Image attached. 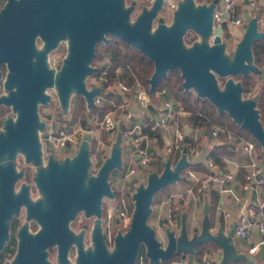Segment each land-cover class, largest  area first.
Here are the masks:
<instances>
[{
    "label": "water",
    "instance_id": "1",
    "mask_svg": "<svg viewBox=\"0 0 264 264\" xmlns=\"http://www.w3.org/2000/svg\"><path fill=\"white\" fill-rule=\"evenodd\" d=\"M162 1L153 0L150 6H143L132 22L129 17L134 2L125 6L124 0H7L3 6L1 33H9L12 29L19 32L36 24L42 34V18L49 14L52 28L46 48L51 49L59 37L68 35L66 55L56 70L45 61L34 66L24 62L20 57L26 55L22 54H17L15 61L9 42L3 49L5 57L9 58L8 78L17 80L16 94L7 97L17 114L14 121L5 120V132L0 134V158L7 159L5 165L0 166V251L9 237L8 221L18 213L21 204H26L27 218H33L40 227L31 233L26 224L21 226L16 252L5 264H53L47 258V249L52 246L57 249V264H70L67 249L73 241L77 244L75 264H136L141 247L148 264H161L174 254L184 257L194 253L204 243L214 244L221 252L220 261L212 259L211 264L238 261L257 264L245 252L236 249L233 242L235 222L225 231L222 222L210 218L207 204L203 207L200 226L192 231L187 226L185 213L181 214L178 224L170 223L171 226L163 228L161 239L147 223L154 195L183 178L181 172L190 164L185 150L174 163L171 157L164 159L161 170L148 172L144 182L131 180L135 185L131 219L125 231L116 232L111 250L101 231L102 200L114 195L109 180L111 171L122 169V130L94 173L89 160L90 124L73 155L57 160L49 154L45 166L41 165L39 131L43 130L45 120L39 118L37 109L39 104L50 101L44 88L55 87L63 112H67L72 95L82 96L86 107L92 109L95 106L93 98L102 88L100 85L88 88L85 78L97 70L91 64L96 44L107 42L108 35L136 47L152 61L153 71L147 78L149 92L156 91L158 82L169 70L177 69L182 78L181 87L208 100L218 113L225 112L254 138L264 156V124L256 107L261 89L251 97H244L241 82L234 79L238 75L251 74L264 79V66L259 68L252 62L253 42L264 39V31L256 28V18L244 14V31L235 49L227 55L222 39L223 26L217 24L213 28L212 23L217 0L207 3L180 0L170 24L162 17L155 22ZM189 30L200 40L186 46L184 37ZM220 78L225 79L222 87ZM50 117L47 114L46 118ZM17 151L25 155L26 161L38 166L34 182L41 198L34 202L27 196V186L17 194L13 191V182L21 176L14 171L11 161ZM79 212L93 216V247L87 250L83 249L81 235L74 236L69 227Z\"/></svg>",
    "mask_w": 264,
    "mask_h": 264
},
{
    "label": "crops",
    "instance_id": "2",
    "mask_svg": "<svg viewBox=\"0 0 264 264\" xmlns=\"http://www.w3.org/2000/svg\"><path fill=\"white\" fill-rule=\"evenodd\" d=\"M232 28L237 30L240 34L243 33L241 27L233 26L231 24H228L226 27L227 30H231ZM92 81L93 78H91L89 84ZM147 98L150 105L146 109H142L136 101L134 93L131 92L124 95H117V99H110V102H112L114 106V109L112 110L117 109L121 114L120 116H115V124L111 130H103L99 129L97 126H93V145H96L97 142H101L104 154L107 156L109 154L111 144L116 140L120 130H126L129 128L132 129L142 120H147V118L151 116L159 117V115L163 113V106L161 105L162 102L165 100L171 101L172 113L168 116L167 123L165 126L155 129L154 131H156V133L152 136L150 133L153 131L148 132V136L144 140V143L147 145L150 152L155 154L158 152L161 153L163 146L176 140L178 134H181L183 142L188 144L190 143L194 147L192 152H188L186 154L188 161L190 164L193 162H199L201 168L191 170L189 164L187 168L191 170V172H186L185 170H187V168L185 167L181 172L183 174V178L167 185L159 194L157 201L153 203L152 224H155L159 229L160 235L163 234L164 227L167 225L171 226L170 223L176 222L178 224L182 213L186 214V221H188L187 226L190 231L198 228L203 216L204 205L207 204L209 208L211 192H216V194H218V201L216 203L212 219L216 222H222L224 224L225 231L231 227L233 222H235V226L241 212H247L249 209L258 211L259 202L264 200V182H259V179L264 181V160L258 153L257 146H255V154L252 158H249L242 149V144L245 140H254L246 136L243 131H233L230 129L228 130L233 135L232 140H226L225 134L224 138L222 137L219 139L218 135L212 136L210 133L215 127L206 131L203 128L192 126L186 119L188 113L184 111L181 106L173 105L174 101L164 95V92L162 91H156L152 94H148ZM154 98H158L159 102L152 105L150 101ZM51 117L55 118L52 115ZM97 119L99 118L96 116H89V120H92L93 123ZM222 143H228L231 145L230 149H228L229 154L223 156V161L225 163L224 171H229L234 174V180L223 186L217 183H212L210 190L206 194H202L200 196L185 195L184 191L188 187L196 184V178H200L208 172L206 161L209 158V154L213 146L221 145ZM121 146L122 170L126 171L131 167L136 168V180L138 182H144L148 172L154 168H159L161 159L158 158V156L152 160L148 167H142L139 165L138 156L133 148L130 147L124 140H121ZM181 155L182 153L180 152L172 154V162H176ZM201 155L203 156L202 160L200 159ZM251 161L254 162V169L257 170V173L253 174L249 179H246L248 172L253 170L252 166L249 165ZM216 167L220 169L218 165ZM239 170L244 172L243 179H238ZM123 171L116 169L112 170L109 176L110 182L121 184L127 191L134 190L133 184L131 183L133 178L129 180H122L121 174ZM243 183H247L248 187L244 188ZM221 187L226 189L220 191ZM228 188H231V190ZM183 198L186 199L187 204H182ZM175 205H178L179 209L175 210L174 215L171 216V209L173 210ZM233 237H235V239L233 238L234 245L239 252H245L247 256L257 264H264V245H259L256 253L251 254L249 251V248L261 239V234L256 226L251 228L247 238H240L235 234V232ZM212 252H214L212 254V259L219 262L221 259L220 250L215 248ZM206 254H208V252L205 253V255ZM197 260L198 259L195 258L194 253H191L184 257L180 256L178 259L170 258L161 264H196Z\"/></svg>",
    "mask_w": 264,
    "mask_h": 264
},
{
    "label": "built area",
    "instance_id": "3",
    "mask_svg": "<svg viewBox=\"0 0 264 264\" xmlns=\"http://www.w3.org/2000/svg\"><path fill=\"white\" fill-rule=\"evenodd\" d=\"M180 0H163L161 10L167 8L171 11L172 15L174 10L177 7V4ZM211 0H204L203 2H209ZM153 0H144V3L147 6ZM197 3V2H196ZM160 10V11H161ZM248 13L250 17L256 18V28L258 31H264V0H217L213 7L212 12V23L213 28L217 24H222L223 27H227L228 24L233 26L241 27L244 31V23L246 22L244 14ZM58 61L52 57L48 61V65L57 69ZM117 72H121V68L116 69ZM93 81L89 84H86L88 88L101 86L102 92L96 94L93 98L95 106H101L108 99L103 91V86L106 83L105 72H99L96 76H93ZM258 83H261L260 79L257 77ZM106 92H110L112 95H124L128 93H134L135 99L142 109H146L150 104L148 103V91L140 84L138 80H135L131 86L125 84L122 80L118 79L114 83L104 86ZM255 85L251 88L245 97H251L255 92ZM74 98V97H73ZM152 105H155L159 102L158 98L152 99L150 101ZM163 107V113L159 117L151 116L147 120H142L138 125H135L132 129L122 130L121 137L122 140L126 141L130 147L136 152L138 156L139 165L142 167H148L152 160L158 156H161L159 163V168H154L152 170L160 171L163 166V160L165 158L171 157L175 152L182 153L185 150L186 154L193 151L192 144L184 143L181 134H178L176 140L166 144L162 148L161 153H152L148 150L147 145L144 143V140L148 136V132H152L159 127L165 126L167 123V118L170 116L172 103L169 100H165L161 104ZM73 109L76 106V101L73 99L72 102ZM72 109V110H73ZM118 110H110L106 112L101 118L97 119L94 123L91 120L90 125V170L94 173L99 167L100 163L105 158L103 145L101 142H97L96 145H93V126H97L99 129L111 130L115 124V116L120 112ZM70 113L68 112V120L62 122L57 121L55 118L51 117L45 121V126L43 130L39 131V139L41 142V147L43 149L52 148L57 153L68 154L69 156L73 155L78 145L82 139L83 134L85 133V128H83L79 121H71ZM90 121V120H89ZM223 132L225 134L226 140H232V133L228 129H223L220 127H215L211 130L212 136H217L218 133ZM94 146V148H93ZM256 143L252 140H245L242 144V149L244 153L252 158L255 154ZM65 148H68L67 151H64ZM102 158V159H101ZM252 166L253 170L248 172L246 179H249L253 174L257 173V170L254 169L255 164L253 161L249 164ZM206 166L208 172L205 173L200 178H196V184L188 187L184 194L187 196H200L206 194L212 183L220 184L221 186L227 185L229 182L234 180V174L229 171H224L218 169L216 164L208 158L206 161ZM187 168V167H186ZM186 172H191L187 168ZM122 180H129L131 178H137V169L131 167L126 171H123L121 174ZM259 182H264L262 179H259ZM110 182L111 189L114 191L112 197H104L102 200V215H101V231L103 233V238L106 245H112L114 236L117 231H125L129 225L131 219V213L133 209V198L132 191H127L121 184H116ZM243 187L247 188L248 184L243 183ZM226 188L221 187V190ZM231 190V188H228ZM182 204H187L185 198L182 199ZM179 206L175 205L173 210H178ZM264 200L259 202L258 211L249 209L247 212L243 211L239 215L237 222L234 226L235 234L240 238H247L251 228L256 226L258 231L261 234V239L253 244L249 251L251 254L256 253L259 245H264ZM83 212H79L75 220L80 222L83 219ZM214 252H208L204 254L200 259L196 261V264H211L212 254ZM137 264H145L144 257L139 256L137 259Z\"/></svg>",
    "mask_w": 264,
    "mask_h": 264
},
{
    "label": "trees",
    "instance_id": "4",
    "mask_svg": "<svg viewBox=\"0 0 264 264\" xmlns=\"http://www.w3.org/2000/svg\"><path fill=\"white\" fill-rule=\"evenodd\" d=\"M204 0H195L197 3H202ZM223 35H228L226 27H223ZM107 42H98L96 44V51L93 58V66H97V61L101 58H106L108 61L103 64L98 65V73L100 71L105 72L106 83L104 86L114 83L116 80L120 79L125 84L131 86L135 80L140 81L145 89L149 92V85L147 83V78L151 75L153 71L152 61L143 54L136 47L126 43L125 41L108 35ZM187 42H193V38H187ZM252 62L259 68L264 66V39L256 40L253 42L252 47ZM104 65V68L102 66ZM121 68V72H117V68ZM256 75L261 83L259 84V89H261L260 95L256 101V107L259 112L260 120L264 124V79H261L259 75ZM237 80L241 82L243 86L242 95L245 97L246 93L255 85V81L251 75L243 77L241 75L236 76ZM225 79L220 78L219 81L223 83ZM182 78L177 69H172L167 72V76L161 79L157 86L156 91L164 92L168 98H171L174 102L173 105L181 106V108L188 114L186 119L194 127L203 128L209 131L213 127H220L223 129H230L233 131H243L249 138H254L238 124L234 123L233 120L225 113H218L214 105H212L208 100L203 98H198L195 92L190 90L185 91L181 87ZM103 86V91L105 96L108 98L105 103L101 106H94L92 109L86 107V103L82 96H76L74 100L76 101V106L74 107L72 114L70 116L71 121H79L83 128H86L89 123V116L93 115L101 118L106 112L114 109L110 99H117L116 95H112L110 92H106ZM156 131L150 133L152 136ZM219 139L224 138V133H218ZM254 142H256L254 140ZM230 146L228 143H222L221 145H214L209 158L219 166L221 170L225 169V163L223 161V156L229 154ZM258 148V153L263 157L261 153V148L256 142ZM157 162V161H156ZM191 170H196L201 168L199 162H193L190 164ZM184 170V169H183ZM182 170V171H183ZM244 172L239 170L238 179H243ZM183 175V174H182ZM163 191V190H162ZM157 192L153 197V203L158 199L159 194L162 192ZM218 201V194L216 192H211V201L209 205V216L212 219L214 214V209ZM174 215V210L171 209V216ZM216 246L212 243H204L199 245L195 252V258L200 259L205 253L210 252L215 249ZM7 252H11L12 248L9 246L5 247ZM143 256L145 264L147 263V258L144 254V249L141 247L138 253V257ZM180 254H174L171 258L178 259ZM137 264V263H136ZM227 264H242L241 261L238 262H228Z\"/></svg>",
    "mask_w": 264,
    "mask_h": 264
},
{
    "label": "flooded vegetation",
    "instance_id": "5",
    "mask_svg": "<svg viewBox=\"0 0 264 264\" xmlns=\"http://www.w3.org/2000/svg\"><path fill=\"white\" fill-rule=\"evenodd\" d=\"M6 1L7 0H0V14H1L2 8L5 5ZM130 1L134 2L133 11L136 8L137 9L139 8V11H140L143 6H147L144 3V0H130ZM47 13H49V11ZM31 21L33 23L36 22L35 19H32ZM42 24H43L42 34L40 32L39 26L36 24H32L26 28H23V30L19 32L13 29L9 33L0 32V134L5 132V120L10 119L11 121H14L16 118V114H17L16 109L13 106V103L7 100L8 96H11L12 94H16V91H17V80L12 77L8 78L9 58L5 57L3 53V49L6 47L7 43L9 42L13 49L12 52L15 55V61H17V54L26 55V57L24 58L20 57V60L31 63V65L33 66L36 63H41V61H45L48 64L49 57H50L49 54L53 50L60 49V48L65 49L68 45V35L65 34L63 37H59L56 40L55 45L52 46L51 49H47L46 45L48 44L50 40V36L48 33H49V30L52 28L51 18L49 17V14H45V16L42 18ZM2 29H3L2 26H0V31ZM53 57L56 59V61H58V63H60L62 60L61 57H57V56H53ZM92 63H93V57H92ZM44 89H46V87ZM46 120L47 118L45 119V121ZM64 151H66V148L64 149ZM49 154H51L52 156L55 155V152L52 148L49 147V148L43 149L41 147V165L42 166H45L47 157ZM18 155H21V157L23 158L22 165H25V167H22V168L18 167L16 163ZM64 155L67 156L68 154L65 153ZM6 160H7L6 157L0 158V166H4L6 163ZM11 161L13 163L14 171L21 173V176L17 177L16 180L13 182L12 186H13L14 193L17 194L23 186H27V196L29 197V200L34 202L36 199L41 198V193L38 190L34 182V174L31 178L29 174L27 173L28 171H27L26 166L27 165L33 166L34 164L30 161H26L25 155L18 151L14 154ZM30 179H31V183L34 184V189L36 190L38 194V198H33L32 196V193H31L32 187H31V184L29 183ZM21 213L23 214L22 217L24 218L25 222L19 224V226L16 228V231H15L16 244H17L18 230L21 228L23 224L27 225V231L31 233H35L40 228L38 223L33 218H27L26 204H21L19 206L18 213L12 215V217L8 221L9 237L11 235V226L13 225V219L20 216ZM29 221H31V223L37 226L36 229H34L33 231H31L30 229L31 227L29 225ZM71 222L69 223V227L71 231L73 232L74 236H77L79 234L81 235L80 240L83 245V249L87 250L88 248H92L93 247V239H92L93 216L87 217L83 215V219H81L80 222H77V225L75 228L71 227ZM52 248H54L55 252H57L56 246H52ZM15 252H16V248L15 250H13V253ZM67 252L68 254L69 252H75V253L77 252L76 241L71 242L69 248L67 249Z\"/></svg>",
    "mask_w": 264,
    "mask_h": 264
},
{
    "label": "rangeland",
    "instance_id": "6",
    "mask_svg": "<svg viewBox=\"0 0 264 264\" xmlns=\"http://www.w3.org/2000/svg\"><path fill=\"white\" fill-rule=\"evenodd\" d=\"M130 2H131L130 0H124V5L125 6L126 5H129ZM138 13H139V8L138 9L136 8L133 11V13H131V15L129 17V20L132 22L134 20L135 16ZM159 17H162L163 20H164V22L166 24H170L171 21H172V13L167 8H164L163 10H161L157 14V17L155 19V22H157V19ZM227 31H228V35H223V33H222V39H223V42H224V51H225V53L227 55H229L235 49L236 44L240 40L242 34L238 33V31L237 30H234L233 28L231 30H227ZM187 38H193V41H199L200 40V37L196 33L192 32L191 30L187 31V33H186V35L184 37V43H185V45L186 46H189L192 42H187V40H188ZM67 48H68V45H67V47L65 49L64 48H60V49L53 50L49 54L50 55L49 60L53 56H57V57L63 58L66 55ZM107 61L108 60L106 58H101L100 60L97 61V66H95V67H97V70L85 78L86 84H88L90 82V80H91V78L93 76H96V74H99L97 72L98 69H99L98 68V65L103 64L104 62H107ZM100 72H102V71H100ZM251 76L253 77V80L255 81V88H254V90L256 92L259 89V84L260 83H258V80L256 79L257 78L256 75L251 74ZM237 78L238 77H234L235 80H237ZM140 84L143 86V84L141 82H140ZM219 84L222 87L223 83L221 81H219ZM190 91H192V90H190ZM192 92H194V91H192ZM45 93L50 96V101L47 104H45V105H41V104L38 105V109L37 110H38L39 118L41 120H45L47 114H49V115L54 116L57 121L64 122V121L68 120V112L70 113V111H73L72 110L73 109L72 102H73V99L76 96H73L72 95L74 98L72 96L69 98V106L67 108V112H63L62 108L60 107L59 101H58V97H57V94H56L55 87L46 88L45 89ZM120 114L121 113L117 114V116H120ZM90 122H91V120L89 121V123ZM64 156L65 155L62 154V153H57L53 157L56 158V159H58V160H61ZM200 159L201 160L203 159V156L202 155L200 156ZM16 163H17V165H18L19 168L20 167L21 168L22 167H25V165H22L23 158L21 157V155H18L17 156V162ZM26 168H27V171H28L27 173L32 178V176H33V174H35L38 166H35V165H33V166L29 165L28 166L27 165ZM116 170L123 171L122 169H116ZM29 183L31 184V187H32L31 193H32L33 198H38V194H37L36 190L34 189V184L31 183V179H30ZM137 183H139V182H137ZM134 187H135V185H133V188ZM151 206L153 207V204H151ZM22 215L23 214L21 213L20 216H18L17 218L13 219V225L11 226V235L5 241L4 246H3V249L0 251V264H5L6 262L11 261L12 257L15 254V253H13V250H15V248H16L15 231H16V228L19 226V224L25 222L24 221V218L22 217ZM152 215L153 214H152V211H151V213L149 214V216L147 218V223L150 224L155 229L156 236L161 239V236L162 235H160L159 229L156 227L155 224H152V221H153ZM187 224H188V221H187ZM29 225L31 227L30 228L31 231H33L37 227L36 225H34L33 223H31V221H29ZM76 225H77L76 220H74V221L71 222V227L72 228H75ZM233 238L235 239V237H233ZM6 246H9L10 248H12V251L11 252H7L6 249H5ZM107 247H108L109 250L112 249V245H107ZM47 251H48L47 252V258H48V260L51 263H53V264H57L55 249L52 248V247H50V248L47 249ZM75 259H76V253L75 252H69V254H68L69 263L70 264H75ZM164 262L165 261H163V263ZM147 263H148V260H147Z\"/></svg>",
    "mask_w": 264,
    "mask_h": 264
}]
</instances>
